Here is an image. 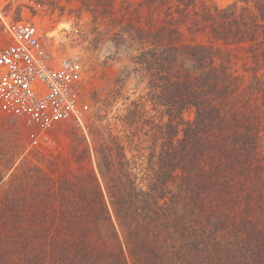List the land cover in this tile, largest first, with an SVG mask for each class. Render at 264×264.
Wrapping results in <instances>:
<instances>
[{
  "label": "trees",
  "instance_id": "trees-1",
  "mask_svg": "<svg viewBox=\"0 0 264 264\" xmlns=\"http://www.w3.org/2000/svg\"><path fill=\"white\" fill-rule=\"evenodd\" d=\"M141 3L145 94L11 184L0 264H264V0Z\"/></svg>",
  "mask_w": 264,
  "mask_h": 264
},
{
  "label": "rangeland",
  "instance_id": "rangeland-1",
  "mask_svg": "<svg viewBox=\"0 0 264 264\" xmlns=\"http://www.w3.org/2000/svg\"><path fill=\"white\" fill-rule=\"evenodd\" d=\"M141 1L0 0V36L3 21H34L47 32L45 44L50 54L80 56L85 110L81 124L56 123L48 128L45 143L35 146L31 144L34 130L23 128L0 104V199L10 192L12 183L27 180L25 173L30 165L49 175L53 164L66 174L76 171L75 154L83 147H92L88 126L109 122L117 132L116 117L123 113L124 105L145 94L147 80L135 58L149 46V36L139 33V28L149 29L152 10ZM213 1L223 7L235 0ZM160 16L153 12L155 27ZM173 43L180 45V36ZM234 68H240V62ZM185 117H190L189 112ZM79 135L84 137L81 143ZM94 139L96 142L95 136ZM86 164L87 160L82 161L84 167Z\"/></svg>",
  "mask_w": 264,
  "mask_h": 264
},
{
  "label": "built area",
  "instance_id": "built-area-1",
  "mask_svg": "<svg viewBox=\"0 0 264 264\" xmlns=\"http://www.w3.org/2000/svg\"><path fill=\"white\" fill-rule=\"evenodd\" d=\"M46 35L34 21H3L0 36V104L23 128L34 130L35 146L45 143L49 127L81 124L85 117L81 58L50 54Z\"/></svg>",
  "mask_w": 264,
  "mask_h": 264
}]
</instances>
